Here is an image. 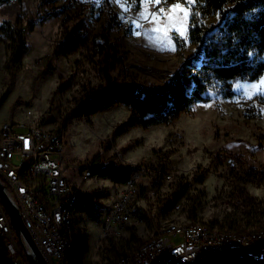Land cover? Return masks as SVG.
Here are the masks:
<instances>
[{
	"label": "rangeland",
	"instance_id": "1",
	"mask_svg": "<svg viewBox=\"0 0 264 264\" xmlns=\"http://www.w3.org/2000/svg\"><path fill=\"white\" fill-rule=\"evenodd\" d=\"M43 1L12 0L0 5V25L20 18L28 44L21 68L10 78L6 68L7 41L0 34V124L26 119V112L30 110L36 125L62 132L66 177L91 199L88 211L78 210L73 264H112L116 253L134 251L140 242L153 236L151 226L158 228L157 221L146 218L144 225L127 228L121 237H103L100 222L108 205L111 178L100 177L99 184L104 190L97 197L100 188L94 179L82 177L85 165L92 164L94 172L112 165L121 169L124 164L133 170L156 163L165 156L170 166L168 174L172 177L168 180L164 174L159 189L139 197L140 210L145 216L157 205L172 200L180 203L182 209L171 216L179 221H189L190 198H194L195 221L221 220L232 210L233 173H239L249 194L264 200V184H257L246 176L264 169V83H261L264 74L257 81H231V98L225 99L208 91V102L197 103L192 114H181L169 125L146 129L130 127V111L118 105L94 114L72 117L63 127V118L74 107L73 98L84 91V85L89 88L101 86L96 70L89 62L87 48L80 46L67 56L56 55L57 43L65 29H71L81 21L87 44H91L101 33L106 13L115 12L118 25L109 36L125 55L123 73L142 86L158 85L178 67L180 58L175 40L184 44L185 56L193 55L194 46L188 42L187 32L194 0L178 2L179 8H165L155 16L152 15L155 4L147 0L133 23L122 19L126 9L124 0H85L79 5L71 0L53 3L47 0L45 4ZM105 1H108V7L104 6ZM63 19L66 22L62 23ZM217 21L216 16L203 23L210 25ZM30 22L34 25L31 31ZM119 70L113 71L112 75L117 76ZM219 152L233 159L231 167L218 161ZM156 173L152 177L148 172L143 174L136 181L138 189L141 186L151 189ZM201 176L202 181H199ZM185 183L189 185L187 191L180 200H174L173 194L181 193L179 186ZM92 216L97 221H93ZM174 240L178 241V238ZM84 243L87 248L80 258V246ZM18 246L14 259L18 264H27Z\"/></svg>",
	"mask_w": 264,
	"mask_h": 264
},
{
	"label": "trees",
	"instance_id": "2",
	"mask_svg": "<svg viewBox=\"0 0 264 264\" xmlns=\"http://www.w3.org/2000/svg\"><path fill=\"white\" fill-rule=\"evenodd\" d=\"M12 0H0L1 4H8ZM53 3L58 0H48ZM183 2L184 0H178ZM189 27L188 42L194 46L193 55H184L185 46L175 40L176 51L180 58L177 69L158 85L142 86L136 80L124 74V58L109 32L118 25L115 12L106 13L101 33L87 44V39L81 30L79 21L71 29H65L56 46V55L67 56L84 46L90 53L89 62L93 64L101 86L89 88L84 85V91L73 98L74 107L65 116L63 127L72 117H82L107 110L113 106L123 105L131 113L130 127L148 128L156 125H169L181 114H192L199 102H208V91L216 92L222 98H231V81H257L264 74V0H194ZM47 3V0H46ZM108 7V1L104 2ZM62 11V10H60ZM56 15V14H55ZM218 17L216 23L206 25L204 20ZM67 19V18H66ZM63 19V22H66ZM29 30L34 27L29 23ZM21 19L4 21L0 25V34L7 41L6 68L10 78L13 72L21 68L22 58L28 50L26 34L23 32ZM120 69V70H119ZM119 70L117 76L113 71ZM124 74L121 76V74ZM166 166L159 167L157 177L147 186L140 187V197L160 187V180L166 173ZM130 170H132L130 168ZM102 176L112 180L125 182L130 173L115 165L101 170L96 169ZM237 174V173H236ZM233 173L234 181L230 192L232 210L223 219L209 220L210 226L226 228L237 233L264 229V200L252 196L243 186L239 173ZM247 179L258 184H264V172H249ZM202 176L198 179L202 181ZM188 184H180L181 193L173 194L174 200H180L188 189ZM80 209L88 211L91 199L82 192L78 193ZM188 217L195 219L196 209L194 198H190ZM165 203V212L169 213L172 203ZM93 221H97L92 216ZM144 215V220L147 222ZM134 229V228H133ZM133 238L140 240L136 235ZM140 242L139 244H141ZM81 256L87 245L81 244ZM114 252V249L112 250ZM122 253H116L113 263ZM27 264V260L22 258ZM0 264H18L10 255L3 238L0 236ZM213 264H264L252 260L248 256L240 255L238 251H229L220 255Z\"/></svg>",
	"mask_w": 264,
	"mask_h": 264
},
{
	"label": "built area",
	"instance_id": "3",
	"mask_svg": "<svg viewBox=\"0 0 264 264\" xmlns=\"http://www.w3.org/2000/svg\"><path fill=\"white\" fill-rule=\"evenodd\" d=\"M85 0H71L79 5ZM155 5L152 15L176 6L178 0H150ZM44 4L46 0L43 1ZM147 0H124V22L133 23ZM30 110L26 119H16L0 124V181L15 201L24 226L30 233L47 264H73L72 252L76 241V220L80 192L64 175L63 144L60 130L36 125ZM218 161L231 167L233 159L219 152ZM165 156L149 166L130 170L129 180L119 182L111 179L108 205L101 217L100 230L103 237H121L127 228L144 225V213L138 206L140 190L137 180L146 172L152 177L161 166L169 165ZM92 165L83 166V178H93L99 186V197L104 190ZM264 172V169L262 170ZM107 177V176H105ZM110 178V177H109ZM182 209L180 203H172L166 213L165 206L157 205L147 213L148 220L157 221V234L142 242L132 252H127L112 264H213L229 251H238L264 263V230L237 233L226 228L210 226L208 222L179 221L176 215ZM0 236L11 256H15L17 243L9 218L0 202ZM174 238H178L175 241ZM23 258L25 259L24 255Z\"/></svg>",
	"mask_w": 264,
	"mask_h": 264
},
{
	"label": "water",
	"instance_id": "4",
	"mask_svg": "<svg viewBox=\"0 0 264 264\" xmlns=\"http://www.w3.org/2000/svg\"><path fill=\"white\" fill-rule=\"evenodd\" d=\"M174 71L170 72L171 75ZM0 202L9 218L16 243L25 255L28 264H47L24 226L19 209L15 201L10 197L6 186L0 181Z\"/></svg>",
	"mask_w": 264,
	"mask_h": 264
},
{
	"label": "crops",
	"instance_id": "5",
	"mask_svg": "<svg viewBox=\"0 0 264 264\" xmlns=\"http://www.w3.org/2000/svg\"><path fill=\"white\" fill-rule=\"evenodd\" d=\"M89 165H92V164H89ZM93 166V165H92ZM64 169H65V171H64V175L66 176V174H65V172H66V170H67V168L64 166ZM67 178V177H66ZM109 178V177H108ZM68 180H69V178H67ZM78 189V188H77ZM80 190V189H79ZM81 192V191H80ZM82 193H83V191H82ZM141 204H140V202H139V200H138V206H140ZM107 207V206H106ZM143 212V211H142ZM144 213V212H143ZM151 229L153 230V234L152 235H156L157 234V230L156 229H153V226H151Z\"/></svg>",
	"mask_w": 264,
	"mask_h": 264
},
{
	"label": "snow or ice",
	"instance_id": "6",
	"mask_svg": "<svg viewBox=\"0 0 264 264\" xmlns=\"http://www.w3.org/2000/svg\"><path fill=\"white\" fill-rule=\"evenodd\" d=\"M159 2H160V0H156V3H159ZM176 7L179 8V4H177ZM172 50H174V48ZM261 83H264V80H262ZM252 87L255 88L256 85H252ZM248 94L251 95V93H248Z\"/></svg>",
	"mask_w": 264,
	"mask_h": 264
}]
</instances>
